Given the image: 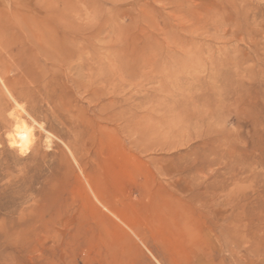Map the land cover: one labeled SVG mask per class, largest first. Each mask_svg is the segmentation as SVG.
<instances>
[{
	"label": "rangeland",
	"instance_id": "rangeland-1",
	"mask_svg": "<svg viewBox=\"0 0 264 264\" xmlns=\"http://www.w3.org/2000/svg\"><path fill=\"white\" fill-rule=\"evenodd\" d=\"M0 264H264V0H0Z\"/></svg>",
	"mask_w": 264,
	"mask_h": 264
},
{
	"label": "bare ground",
	"instance_id": "bare-ground-1",
	"mask_svg": "<svg viewBox=\"0 0 264 264\" xmlns=\"http://www.w3.org/2000/svg\"><path fill=\"white\" fill-rule=\"evenodd\" d=\"M18 133V132H17ZM28 131L27 130H23V134H20L21 136H19L18 134H16V137H18L19 138V142H13V144H16V147L18 146L19 147V149L21 148V147H23L24 148V146H25V144L27 143V140L29 139L28 138V135L30 134V133H28ZM29 137H30V135H29ZM14 138V137H13ZM28 138V139H27ZM15 140V139H14ZM30 140V139H29ZM22 150V149H21Z\"/></svg>",
	"mask_w": 264,
	"mask_h": 264
}]
</instances>
